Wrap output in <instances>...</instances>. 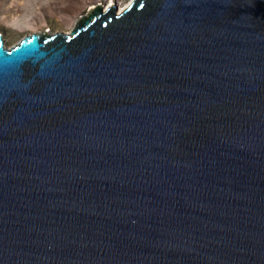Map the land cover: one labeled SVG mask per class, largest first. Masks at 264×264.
Here are the masks:
<instances>
[{"label":"water","instance_id":"obj_1","mask_svg":"<svg viewBox=\"0 0 264 264\" xmlns=\"http://www.w3.org/2000/svg\"><path fill=\"white\" fill-rule=\"evenodd\" d=\"M105 5L0 31V264H264V0Z\"/></svg>","mask_w":264,"mask_h":264},{"label":"rangeland","instance_id":"obj_2","mask_svg":"<svg viewBox=\"0 0 264 264\" xmlns=\"http://www.w3.org/2000/svg\"><path fill=\"white\" fill-rule=\"evenodd\" d=\"M132 0H0V31L8 46L25 35L45 30L71 33L97 3L116 4L122 11ZM105 7V8H106Z\"/></svg>","mask_w":264,"mask_h":264},{"label":"bare ground","instance_id":"obj_3","mask_svg":"<svg viewBox=\"0 0 264 264\" xmlns=\"http://www.w3.org/2000/svg\"><path fill=\"white\" fill-rule=\"evenodd\" d=\"M108 6H111V4H108L107 7H108ZM107 7H106V8H107Z\"/></svg>","mask_w":264,"mask_h":264}]
</instances>
